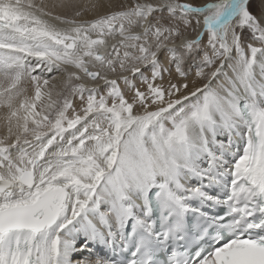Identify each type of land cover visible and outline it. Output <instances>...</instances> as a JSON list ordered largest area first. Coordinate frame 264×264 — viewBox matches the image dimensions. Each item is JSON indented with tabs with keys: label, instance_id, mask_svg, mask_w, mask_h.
Instances as JSON below:
<instances>
[{
	"label": "snow or ice",
	"instance_id": "obj_1",
	"mask_svg": "<svg viewBox=\"0 0 264 264\" xmlns=\"http://www.w3.org/2000/svg\"><path fill=\"white\" fill-rule=\"evenodd\" d=\"M0 0V264H264V0Z\"/></svg>",
	"mask_w": 264,
	"mask_h": 264
},
{
	"label": "bare ground",
	"instance_id": "obj_2",
	"mask_svg": "<svg viewBox=\"0 0 264 264\" xmlns=\"http://www.w3.org/2000/svg\"><path fill=\"white\" fill-rule=\"evenodd\" d=\"M254 4H255V1L253 0V2L250 4V10H251V8L254 7ZM261 7L262 6H261V4L259 2L258 5H257V10H256V15H258V16L261 14Z\"/></svg>",
	"mask_w": 264,
	"mask_h": 264
},
{
	"label": "rangeland",
	"instance_id": "obj_3",
	"mask_svg": "<svg viewBox=\"0 0 264 264\" xmlns=\"http://www.w3.org/2000/svg\"><path fill=\"white\" fill-rule=\"evenodd\" d=\"M255 1V4H254V7L253 8H251V11L254 13V14H256V10H257V5H258V3L260 2V0H254Z\"/></svg>",
	"mask_w": 264,
	"mask_h": 264
}]
</instances>
